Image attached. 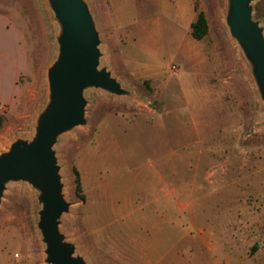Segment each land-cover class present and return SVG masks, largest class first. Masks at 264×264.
I'll return each instance as SVG.
<instances>
[{
	"label": "rangeland",
	"instance_id": "obj_1",
	"mask_svg": "<svg viewBox=\"0 0 264 264\" xmlns=\"http://www.w3.org/2000/svg\"><path fill=\"white\" fill-rule=\"evenodd\" d=\"M86 1L101 65L132 96L87 89L86 124L54 147L70 203L61 230L76 253L88 264H264L263 103L227 0ZM253 6L264 27V0ZM201 10L209 32L196 40ZM58 32L47 0H0V96L25 69L16 105L0 112V153L34 135ZM37 198L8 184L0 264H47Z\"/></svg>",
	"mask_w": 264,
	"mask_h": 264
},
{
	"label": "water",
	"instance_id": "obj_2",
	"mask_svg": "<svg viewBox=\"0 0 264 264\" xmlns=\"http://www.w3.org/2000/svg\"><path fill=\"white\" fill-rule=\"evenodd\" d=\"M255 1L227 0L226 24L250 65L264 113V27L254 18ZM47 2L59 26L58 54L47 70L48 100L37 115L34 135L17 137L0 153V204L9 183L30 184L41 206L37 227L45 244V262L88 264L61 230L70 203L54 147L61 135L86 124L87 89L129 97L132 92L101 65V39L87 1Z\"/></svg>",
	"mask_w": 264,
	"mask_h": 264
},
{
	"label": "trees",
	"instance_id": "obj_3",
	"mask_svg": "<svg viewBox=\"0 0 264 264\" xmlns=\"http://www.w3.org/2000/svg\"><path fill=\"white\" fill-rule=\"evenodd\" d=\"M209 32V24L207 21V17L204 13V11H200L198 13L197 19L192 22L191 24V34L196 40H201L203 39ZM2 124V120L0 119V125ZM76 172V184H77V192L82 195V185L80 181V175L77 170Z\"/></svg>",
	"mask_w": 264,
	"mask_h": 264
},
{
	"label": "crops",
	"instance_id": "obj_4",
	"mask_svg": "<svg viewBox=\"0 0 264 264\" xmlns=\"http://www.w3.org/2000/svg\"><path fill=\"white\" fill-rule=\"evenodd\" d=\"M23 70H25V69L24 68H20L18 66V63H17V67L14 68V71L12 73L11 83H10L11 86L6 90V94L8 93V95H6L3 92L4 96H0V102L6 103V105H4L5 108L7 106H9V109L13 108L16 105V103H17L16 100L20 96V85L18 83V78H19L18 76L20 75V73ZM4 87L5 86H1V88H3L2 90H4ZM6 110H7V108H6ZM0 112H2V110H0Z\"/></svg>",
	"mask_w": 264,
	"mask_h": 264
},
{
	"label": "built area",
	"instance_id": "obj_5",
	"mask_svg": "<svg viewBox=\"0 0 264 264\" xmlns=\"http://www.w3.org/2000/svg\"><path fill=\"white\" fill-rule=\"evenodd\" d=\"M5 109V106L3 104H0V110Z\"/></svg>",
	"mask_w": 264,
	"mask_h": 264
}]
</instances>
